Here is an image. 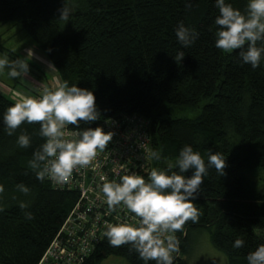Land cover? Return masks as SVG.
Masks as SVG:
<instances>
[{
    "label": "trees",
    "instance_id": "1",
    "mask_svg": "<svg viewBox=\"0 0 264 264\" xmlns=\"http://www.w3.org/2000/svg\"><path fill=\"white\" fill-rule=\"evenodd\" d=\"M74 1L64 22L59 16L67 0H0V22L21 26L59 82L93 92L99 118L81 121L79 129L118 112L137 113L148 120L152 152L160 154L159 160L151 157L153 167L167 169L184 145L206 165L210 151L224 155V175L209 166L193 201L198 220L177 232L173 264H184L194 234L204 229L227 264H248L247 254L264 244V58L253 69L238 50L215 46V0ZM225 2L243 13L248 0ZM181 22L198 33L187 48L175 35ZM178 51L185 52L180 62L174 59ZM13 102L0 93V264H37L77 195L39 181L28 167L44 139L35 123L7 134L3 115ZM186 110L196 113L181 115ZM21 133L29 135L30 147L18 146ZM20 183L29 195L17 191ZM20 201L29 207L21 210ZM237 238L242 248L233 247ZM109 255L144 264L131 245L113 247L105 236L80 264H99Z\"/></svg>",
    "mask_w": 264,
    "mask_h": 264
},
{
    "label": "clouds",
    "instance_id": "2",
    "mask_svg": "<svg viewBox=\"0 0 264 264\" xmlns=\"http://www.w3.org/2000/svg\"><path fill=\"white\" fill-rule=\"evenodd\" d=\"M215 5L219 10L215 18V46L225 53L238 50L243 63L250 64L253 69L259 67L264 58V0H248L243 13L225 0H215ZM69 15L70 10L64 5L59 18L67 21ZM175 35L179 44L187 48L198 33L181 22L175 28ZM184 56L185 52L178 51L174 59L180 62ZM5 68L11 78L28 72V64L20 59L10 62L7 57L0 58V71ZM13 101L3 115L9 136L25 122L40 125L39 135L44 142L33 151L28 167L41 182L48 179L57 185L67 183L74 170L89 166L112 138L111 132H105L99 126L79 129L81 121L90 123L99 118L95 96L92 91L75 84L70 86L67 81H58L53 87L44 86L37 96L17 92ZM68 125L76 126L75 130L66 132ZM17 144L21 148L30 147L29 135L21 133ZM151 156L160 159L156 151L151 152ZM209 166L224 175V155L210 151L206 165L198 151L184 145L174 164L170 163L167 169L153 167L147 180L135 173L120 175L119 182L101 177L104 181L101 191L109 213L123 205L136 218L133 222L117 216V222L106 223L104 236L109 244L113 247L131 245L144 264L149 261L173 264V253L178 251L179 244L175 233L181 231L187 221L198 220L200 212L193 201L208 175ZM189 169L193 170L191 176L183 175ZM16 188L25 196L30 194V189L23 183L17 184ZM3 192L4 187L0 185V194ZM28 207V203L19 202L21 210ZM24 216L34 219L29 211H24ZM243 246L242 239H235L234 248ZM246 259L248 264H264V244L249 252Z\"/></svg>",
    "mask_w": 264,
    "mask_h": 264
},
{
    "label": "built area",
    "instance_id": "3",
    "mask_svg": "<svg viewBox=\"0 0 264 264\" xmlns=\"http://www.w3.org/2000/svg\"><path fill=\"white\" fill-rule=\"evenodd\" d=\"M17 92L10 89L9 97L13 99ZM97 126L111 132L112 138L103 151H98L93 162L74 170L67 183L57 185L46 179L53 188L75 192L77 198L37 264H80L103 240L106 223L117 222V216L133 222L136 219L123 205L109 213L101 191L104 182L101 177L119 182L120 175L135 173L147 180L153 168L148 120L137 113L118 112L93 128ZM74 130L75 127L68 125L66 132Z\"/></svg>",
    "mask_w": 264,
    "mask_h": 264
},
{
    "label": "rangeland",
    "instance_id": "4",
    "mask_svg": "<svg viewBox=\"0 0 264 264\" xmlns=\"http://www.w3.org/2000/svg\"><path fill=\"white\" fill-rule=\"evenodd\" d=\"M65 6L71 12L76 3L74 0H67ZM5 57L10 62L17 59L25 61L28 64V72L21 77L11 78L7 68L0 71V93L3 95L10 96V89L12 88L20 93L33 95L35 91L41 93L44 86L53 87L58 82L57 75L44 67L45 62L43 63L42 58L47 59L41 50L18 23L0 22V58ZM48 65L50 64L48 63ZM35 73L41 75L40 79L36 78ZM195 111H182L181 115L190 116L196 113ZM99 264H128V262L122 256L109 255L102 259ZM184 264H227V257L222 250L212 244L210 231L204 229L194 234L192 250L185 256Z\"/></svg>",
    "mask_w": 264,
    "mask_h": 264
},
{
    "label": "crops",
    "instance_id": "5",
    "mask_svg": "<svg viewBox=\"0 0 264 264\" xmlns=\"http://www.w3.org/2000/svg\"><path fill=\"white\" fill-rule=\"evenodd\" d=\"M39 59H40V57H39ZM37 60H38V58H37ZM42 60H43V63L45 62V63H44V67L47 68V69H49V65H48V63L50 64V62H48V61L45 60L44 58H42ZM40 62H42V61H40ZM43 63H42V64H43ZM49 70H50V69H49ZM38 71H39V70H38ZM25 75H26V74H25ZM34 75L36 76L37 79H40V77H41V75L38 74V73H35ZM29 77H30V76H29Z\"/></svg>",
    "mask_w": 264,
    "mask_h": 264
}]
</instances>
